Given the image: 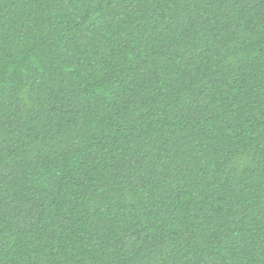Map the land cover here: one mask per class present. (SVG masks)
<instances>
[{"label":"trees","instance_id":"16d2710c","mask_svg":"<svg viewBox=\"0 0 264 264\" xmlns=\"http://www.w3.org/2000/svg\"><path fill=\"white\" fill-rule=\"evenodd\" d=\"M0 264H264V0H0Z\"/></svg>","mask_w":264,"mask_h":264}]
</instances>
